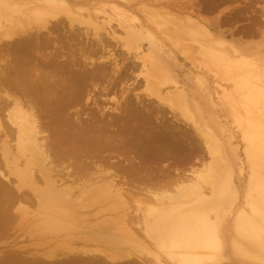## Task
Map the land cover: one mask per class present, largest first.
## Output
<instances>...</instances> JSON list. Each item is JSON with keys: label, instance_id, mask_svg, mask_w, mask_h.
Segmentation results:
<instances>
[{"label": "bare ground", "instance_id": "6f19581e", "mask_svg": "<svg viewBox=\"0 0 264 264\" xmlns=\"http://www.w3.org/2000/svg\"><path fill=\"white\" fill-rule=\"evenodd\" d=\"M9 1L11 10L15 12L19 8L23 11L20 10L22 16L17 18H10V14L0 29V228L9 224L15 211V214L25 213L24 206L33 203L44 229L57 233L64 231V234L68 230L66 235L71 229L75 232L79 229L81 233L75 235L84 233V239L79 240H85V243L105 244L106 247L134 245L135 248L141 245L140 239H144L166 254V258H159L145 244L150 252L146 253L154 255L158 264L212 262L217 249V226L208 222L205 201L208 196H203L198 189L204 184L209 196L213 194L211 201L222 196L219 147L215 138L198 131V126L190 124L188 130H184L174 119L166 118L164 111L175 104L188 119L191 116L178 86L169 94L159 93L161 78L158 76H162L164 69L157 64L156 54L144 47L141 50L140 45L143 37L160 44L170 38L162 39L156 32L158 26L139 15L136 8L130 12L112 0H108V4L117 17L105 9L87 8L90 0ZM0 2L6 4L5 0ZM98 19L101 24L106 23L107 32L95 33L92 38L86 31H80L81 22L101 28ZM117 31L120 34L117 35ZM116 45L123 52L115 54ZM225 60L221 57L213 62ZM138 65L142 84L150 87L154 100L148 94L129 91V87H125L127 80L122 81L132 75V69ZM239 69L225 66L223 71L226 75H235ZM236 76L242 80L235 87L242 101L260 102L264 106L261 77L254 74L247 81L248 74L236 73ZM249 82L251 86H245ZM238 123L243 129L247 156L253 159L254 167L261 166L264 162V117L245 115ZM195 134L199 145L194 142L197 136L192 140ZM200 143L206 154L213 158L209 170L202 164L205 169L201 172L197 166L202 158L194 155L191 159ZM185 163H189L187 171L179 167ZM194 163L199 165L194 167ZM256 184L258 191L250 203V210L256 216L238 218L240 229L248 233L251 230L252 235L258 234L256 217L262 215L264 205V185ZM163 200H168L167 205H163ZM129 201L135 202L137 207L145 206V210L138 207L129 211ZM100 202L109 203L110 211L115 206L114 209L121 208L123 216L132 215L130 222L134 226L119 222L121 226L111 232L106 228L109 220H103L107 224L104 232L102 221V224H96L97 221L81 229L84 226L77 223L79 216L75 217L77 220L71 218L77 212L80 215L79 210ZM100 208L104 210L103 206ZM68 245V253H61L65 254V259L64 255L59 260L53 257L52 262L48 256L45 257L47 262L36 260L34 255L29 256L31 262H27L28 257L22 259V254H16L18 252L14 256L11 252L9 256L4 253L6 251L1 253L5 254L4 261L7 256H12L6 264H94L95 258L100 260L99 255H107L103 260L101 257L102 261L123 257L124 261H117L118 264H143L133 259L131 251L116 249L114 252L119 254L113 252L114 255L105 252L113 247L103 251L98 245L93 249L91 245L80 244L84 247L76 250L80 253H69L75 250ZM140 248L143 250L142 246ZM106 261L103 264H109Z\"/></svg>", "mask_w": 264, "mask_h": 264}, {"label": "rangeland", "instance_id": "374dc122", "mask_svg": "<svg viewBox=\"0 0 264 264\" xmlns=\"http://www.w3.org/2000/svg\"><path fill=\"white\" fill-rule=\"evenodd\" d=\"M112 1H115L113 2L115 5L123 7L130 12L134 11V9L136 8L135 10H137L139 15H141L142 17L144 15L145 17L149 18L153 24L155 23L153 26L156 25L162 28H159V30L158 27L156 28V32H158L157 34L160 37H163L162 39L170 38L166 40L164 39L166 41L165 44H160L159 42L157 43L153 41V39H150L148 37H143L140 41L141 50L142 47H144L149 51L154 52L156 54L154 55V57L157 58V64H159V66L164 69V71H162V76L161 74L158 76V79L161 78V80H159L158 86L159 93L162 95L164 94V92L166 94H169L171 90H174L172 88L178 86L183 91L185 106L189 110L191 116V118L188 119L186 115L180 110V107L176 106L175 104L172 109L167 108V111H164L166 112V118H169L168 120L174 119L176 122H178L176 123V125H178L180 129L184 130H188L187 127H189L190 124H194L196 125L195 127L198 126V131L213 136L217 141L219 147V156L221 159L219 171V175L221 177L218 176V178L220 177L219 181H221L222 183L224 192H222L221 197H218L215 201H211L213 198V194L209 196L208 188L204 184L200 183V185L202 184V186L199 185L200 187L198 189V192L202 193L203 196H208L205 199L207 203L206 209L208 212V222L216 224L217 226V249L215 252V257L213 258L212 262H203V264H264V205L262 206V215H258V217H256V220L259 222L257 235H252L253 232L251 230H249L250 233H248L247 230L240 229L238 225V218H240L241 216L244 215L250 218L256 216L250 210V203L255 200L258 191L256 183H261L262 185H264V162H261L262 160L257 159V161L261 162V166H253L251 162L253 161V159L246 154L247 145L242 139L243 129L239 125L238 120L243 119L245 115H249L254 118H257L260 115L264 117V106L260 102L249 103L242 101L243 99H241V97L239 96L238 90L235 89L237 84L242 83V80H240L239 76H236V73L242 76L244 74H248L247 81H249V78H251L254 74L258 75V77H261V80L264 81V0H126L127 2L125 0ZM5 2L6 4L0 2V29L3 27V24H5L7 20L6 18H9L10 14V18H17V16L19 15L22 16L21 11H23L17 8V10L15 11L17 13L16 14L13 10L10 9L11 6L8 5L10 4V1L5 0ZM89 2L90 6H88L87 8L92 9L97 7L98 9H105L112 16L117 17L116 14L110 9L111 7H109L110 5L108 4V0H90ZM123 2L129 3L126 4ZM124 4H126L127 7ZM141 5L143 8L141 7ZM143 5H145L146 7ZM149 11L151 12V14H148ZM97 21L101 28L96 29L93 26L87 25L88 23L86 24L84 22H81L79 25L80 31H83L84 33L86 31L87 35H89L90 37H92L95 33H104V31L107 32L105 30L107 28L106 23L101 24L100 19H98ZM113 23L111 25H113ZM157 24H159L160 26ZM118 34H120V32L117 31V35ZM111 43L113 42L111 41ZM116 47L118 50H114V52H116L115 54L122 51H119V47L117 45ZM130 53L132 54L133 51ZM221 57L226 58V60L219 63L213 62L214 60L216 61L217 58ZM225 66H230L233 68L240 67V69L239 71H235V75H226L223 71V68ZM139 67L140 66L138 65V67L132 69V75H128V79L125 78L124 80L122 79V81L127 80L125 87H127V89L129 87V91L132 89L131 91L144 96L148 94L153 99L155 96L152 94L150 87L142 84V81L140 79L142 75H139ZM134 75L139 76L136 77ZM133 82L135 85L133 84ZM245 86L250 87V82L245 83ZM109 96L110 95H107V97ZM109 105L112 104L109 103ZM191 121H193V123H191ZM193 137L194 138H192V140L196 137L194 142L199 143L198 135L195 134V136ZM201 146L202 145L200 143V148L202 149L199 148L198 150L197 148V152L195 151L191 154V159H193L194 157H197L199 159L202 158L200 159L202 162H198L200 163V165L198 163H194L193 165L194 167L199 165L197 166V168L200 170V172L202 170L204 171L205 167L209 170L210 164L213 161V158L209 156L208 153L206 154L204 147ZM200 150L201 152H198ZM185 164L184 166L182 164V166L179 167L187 171L189 169V163ZM202 164H206L203 169V166H201ZM200 172L198 171L197 174H200ZM131 202L132 201L127 202L129 211L131 209H137L138 207L140 210H145V206L140 205L141 207H137L135 202ZM163 202V205H167L168 200H163ZM104 203H97V205H93L94 207L91 205L92 207L90 206V208H92L93 210L95 209L94 211L90 210V208L79 210L80 215L78 214L79 212H77V214L72 215L74 217L71 218L77 220V218L75 217L79 216L77 223L84 226L81 229H84L87 226L90 227L97 221L98 223L96 224H99L102 221V223L105 224L103 227L104 232H106V228H108L107 231L111 229L110 231L112 232L116 228V226H121L120 224L123 221V224L125 225H133V222H130L133 218H131L132 215L123 216L124 212L122 213V210L119 206L118 209L117 207L115 208L116 210L114 209L115 206H113V213L112 210L110 211V209L108 208L109 203ZM99 206H103L104 210ZM105 207L107 208L106 211L108 210L110 212H106ZM111 207L112 206H110V208ZM24 209L27 211H25V213L22 212L21 214L18 213L19 215L17 213L15 214V212L17 211L14 212V210L12 209L14 213L13 217L10 219L11 221L9 220V224L8 222L6 223V227L0 228V245H3L0 246V253L6 251L7 253H4L6 255L8 254V256L10 252L12 256L16 254H19L18 256H20L22 254L20 258H22L23 256H27V262H31L29 260V256L34 255V257L37 258L34 259L47 262L49 259V261H53L54 258L55 260H59L58 258H63V255L65 259V254L68 253L66 251V245L68 244H71V246H68L70 248L73 247L72 250H75L69 253L79 252L76 250H82L87 245L89 247L91 245V248L93 249L95 245V248L99 247V250H109L113 247H108V245L106 247L105 244L97 243L96 244L98 245V247H96L97 245L95 243L89 244L85 243V240H79L84 239V233L80 234L79 236L77 235L79 238L76 237L75 233H81L78 232L79 229H76V232L73 229L69 230L70 234L68 233V236L66 235V232H68V230L65 231V234L64 231L57 233L52 230H46V228L44 229L45 226H42V224L44 223L41 221V219H37L38 217L40 218V216L37 215L38 211L35 204H26L24 206ZM26 217L29 218L28 223ZM103 220H109L108 222L106 221L107 224L109 223L108 227H106L107 224ZM113 220L115 222H113ZM35 221H37L36 224L38 225L32 224ZM110 224L115 225L111 226ZM2 228H5V230L3 229L2 231ZM40 228L42 229V231ZM38 230L40 231L38 232ZM132 231L134 232V234H137L136 231ZM51 232L55 233L50 234ZM41 233L43 234L41 235ZM71 234H73V236H71ZM61 235L64 239H61ZM62 240H65L66 245L64 244V241L62 242ZM68 240L70 242H68ZM140 240L141 245L135 246V248L133 247L134 245H119L114 246L112 248L113 251L109 250L105 252L111 254L114 252V250L116 251V249H118L117 251H120V249L127 250L128 252L131 251L132 253H134V260L137 259L143 264H158V261H156V257L152 254H148L150 252L147 251L148 247L145 248L146 244V246L148 245L150 247L149 250H153L154 253H157L159 258H166V254L164 252L155 249V247L153 246H150L148 241L145 242L144 239ZM55 241L56 243L58 242V246L56 245ZM74 241L78 243H75ZM80 241L82 242L80 243ZM73 243L76 247L72 246ZM80 244H84V247H82V245ZM59 246L61 247L59 248ZM102 246H104V248L101 249ZM141 246L143 247V250L140 248ZM80 247H82V249H80ZM85 249H88V247ZM55 250L60 253L57 252L58 255L54 254L56 253ZM47 252L51 253L49 254ZM4 253H1L0 255V257L2 258L0 264H6L7 260H9L8 258L12 257L11 255L10 257L7 256L5 262L3 259L5 258ZM42 253L45 254L42 255ZM52 253L54 254V256ZM61 253L65 254L62 255ZM100 253L101 252L99 251V254ZM114 253L119 254L117 252ZM96 254H98V252ZM40 255L42 258L40 257ZM46 256H48V260H46ZM105 256L107 257V255ZM25 257L24 259L26 260L27 258ZM101 257L103 260L104 257L99 255L100 260ZM124 258L126 259V257ZM95 259L97 260L98 258ZM95 259L93 263L96 262L98 264H103V262L105 263L106 261L101 260L102 262H100V260H97V262L95 261ZM106 259L108 260V258ZM120 259H109L108 261H106V263L115 264L116 262L118 264L117 261H124L123 257ZM128 259L129 258H127V260ZM61 261L63 263V259ZM27 262H25V264Z\"/></svg>", "mask_w": 264, "mask_h": 264}]
</instances>
